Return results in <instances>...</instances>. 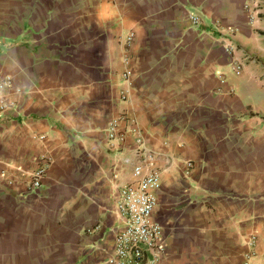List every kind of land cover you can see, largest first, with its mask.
<instances>
[{
	"label": "crops",
	"instance_id": "obj_1",
	"mask_svg": "<svg viewBox=\"0 0 264 264\" xmlns=\"http://www.w3.org/2000/svg\"><path fill=\"white\" fill-rule=\"evenodd\" d=\"M0 76V264H107L142 152L159 264H264V0H0Z\"/></svg>",
	"mask_w": 264,
	"mask_h": 264
},
{
	"label": "built area",
	"instance_id": "obj_2",
	"mask_svg": "<svg viewBox=\"0 0 264 264\" xmlns=\"http://www.w3.org/2000/svg\"><path fill=\"white\" fill-rule=\"evenodd\" d=\"M188 22L196 26L198 19L188 16ZM132 34L124 38V49L129 46ZM234 72L238 73V67ZM128 72L123 74L126 78ZM11 87L9 76H0V112L5 111L10 103L5 99L3 90ZM117 120L109 122L106 134L108 139H121L116 135ZM144 167L147 173L141 174V165L133 167V183L119 189L115 199L114 212L120 225L115 229L112 249L106 260L107 264H159L165 254L163 242L160 239L161 227L152 219L155 206L153 192L159 188L158 175L152 168L149 153L142 152ZM29 174L31 188H38L39 181L45 172V161ZM190 167V162H185Z\"/></svg>",
	"mask_w": 264,
	"mask_h": 264
}]
</instances>
